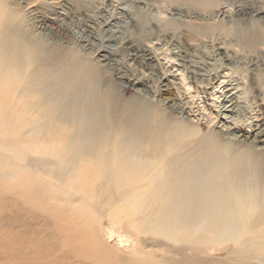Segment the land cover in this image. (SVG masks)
Returning <instances> with one entry per match:
<instances>
[{"label": "bare ground", "instance_id": "obj_1", "mask_svg": "<svg viewBox=\"0 0 264 264\" xmlns=\"http://www.w3.org/2000/svg\"><path fill=\"white\" fill-rule=\"evenodd\" d=\"M26 1L38 0H0V264H264V73L251 77L256 123L254 116L228 122L226 105H216L214 99L240 89L216 93L237 82L232 68L204 88L197 84L195 96L207 95L204 108L217 112L214 126L222 125L200 136L172 110L123 101L106 75L110 57L93 61L59 36L39 35ZM170 1L204 13L215 8L212 0ZM54 8L60 15L62 8ZM141 23L147 29V18ZM221 28L205 25L196 33L208 38ZM235 31L247 51L264 46V22ZM134 52L153 65L150 48ZM178 71L191 92L190 80L198 82L193 70ZM240 97L226 102L232 114Z\"/></svg>", "mask_w": 264, "mask_h": 264}, {"label": "rangeland", "instance_id": "obj_2", "mask_svg": "<svg viewBox=\"0 0 264 264\" xmlns=\"http://www.w3.org/2000/svg\"><path fill=\"white\" fill-rule=\"evenodd\" d=\"M46 1L47 0H38L36 2L34 1L25 2L26 9L24 10V12L26 13L27 17H29L28 18L29 24L33 25V28L38 32V34L42 32L41 34L48 36V38L49 37L56 38L57 36H59L57 37V40H59L62 44L64 43V45L68 46V48L74 50L78 55L83 56L87 59H90V60L93 59V61H98V58H100L104 54L109 56L110 61H108L109 63H106L107 65L105 66L106 72H107L106 75L108 78H110L112 81H114L117 84L118 93L120 95V98L121 99L123 98L122 99L123 101L138 102L144 106L160 108L164 110L165 112H170L172 110L174 111V112H171L173 114L172 117H174L175 121L180 122L185 119L186 120L188 119V121H190L194 127L198 128L200 136L206 135L210 132L217 133L219 128H222V125L220 124L214 126V124L217 122L216 120L217 112H212L204 108L205 104L203 100H205L204 99L205 97L207 98V95L203 96L201 94L200 96L202 97L200 98L202 99L200 100L199 97L195 96L196 95L195 88H197V84H198V87L200 86V88H204L206 86L205 84H208L212 82L213 79H215L214 77L217 76V73L221 74L224 71H226L225 69L229 67L228 69L232 68L230 72L233 73V75H235L234 77L236 79L234 78V80L237 82L236 83L233 82L232 86L228 87L225 91H223V89L221 91L220 89H217L216 93L218 92L217 93L219 94L218 97H220L224 95L225 93H227L228 90L234 88V86H237V84H238V87L240 86L239 87L240 89L232 90V92L230 91V93L225 94L221 98V100L219 99L218 102H217V99H214L213 97L212 98L216 101L217 107H219L220 105L221 107L226 105V108L223 111L228 109L226 111V114H228V117L233 118V119L232 118L228 119V122H231L232 120H234V122L232 121L231 123L241 124L251 119V117L253 118V116H254L253 118L254 123L258 121V118L255 116L256 112L259 110V109L258 110L255 109L257 108L256 103H254L255 106L252 107V105H254L252 101H255V100L253 99V90H252L253 87H251L252 86L251 77H256L260 73H264V69H263L264 63L262 59L264 58V46H259L258 48L253 49L254 51L253 50L247 51V49L242 47L243 44L240 38L237 36V33L235 30H238L240 32L249 31L250 29H253L257 25H261V23L264 22V0H212L215 3V8L209 13H204L199 10H193V9H190L182 5H175L171 3L170 0H85V1L84 0H63L65 1V3L62 0H53L50 2H46ZM44 4H47V5H44ZM54 7L62 8L60 15L57 9ZM143 17L147 18L148 20L149 24L147 26V29L144 28L141 23V20ZM172 24L174 27L168 26ZM158 25H160V27ZM205 25L211 26V28L213 29L222 27L221 28L222 33L220 31H218V33L214 31L213 34L208 35V38L207 36L199 37L200 35L198 36L196 31L198 28H200V26L202 27ZM158 27H159L160 32L157 30ZM161 27L163 29H161ZM236 27L237 29H235ZM151 28L152 29L154 28V30H156L157 32L154 33V30H152ZM142 31L145 32V34L142 33ZM150 31H152V34L154 35H152ZM147 32L148 33L150 32V33L147 34ZM232 33L234 34V36L232 35ZM228 35L233 36V37L230 38ZM158 38H160V40ZM198 38L200 39V42ZM235 38H238V39H235ZM156 40H158L157 41L158 43L160 42L159 44H161L162 47L156 42ZM193 41L196 44H193L194 43ZM189 42L190 43L192 42V43L190 44ZM148 43L151 45L150 47ZM189 44H190V47H189ZM197 44L198 46H201V47H198ZM216 45L219 47H217ZM126 46L128 47L126 48ZM130 46L131 48L133 47L134 51H141V50L150 48V51H152V54H153L152 56L155 55L154 59L156 62L154 61L153 63L154 66L151 65L148 67L142 63L141 59L137 60V57H135L134 55L135 52L132 50H128ZM225 46H226V49L224 48ZM227 46H230V47H227ZM152 47L155 50L157 49V52H158L157 55L155 54L157 52L153 50ZM177 47H179V49L181 50H179ZM175 50L177 52H175ZM122 51L125 54H123ZM164 51L165 53L166 52L169 53L173 51L171 53L175 52V54L169 53V55H167L164 53ZM224 51L225 53H223ZM234 53L235 55H233ZM164 54L167 55V57ZM188 54L189 56H187ZM261 55H262V58H261ZM176 56L179 59H177ZM228 56H231V58ZM174 57L176 58V61H174L175 60ZM237 57L241 59L242 61L241 60L237 61L238 59ZM182 58L184 61L182 60ZM168 59L171 61L169 62ZM189 59L193 61H190ZM251 59L253 60L252 63L254 65L251 64V61H252ZM254 61H257V63ZM259 63H262L263 66H261L262 64H259ZM223 64H224V67H223ZM255 64H258V66ZM182 65L184 66V69L186 71L192 72L193 70L192 73L195 75V76L193 75L194 76L193 78H195L198 81L196 83V82H192L193 80H190V85L191 86L194 85L193 87L194 89H192L191 92H188L185 85H183L182 81H180L183 78H181L182 73L179 72L178 69L179 68L182 69ZM192 65L195 67H193ZM220 65L222 66V68ZM141 66L144 68V70ZM216 66L217 68H215ZM234 66L236 67L234 68ZM218 67H220V71L217 70L219 69ZM253 67L256 71L252 69ZM239 68L240 70H238ZM141 71L143 72L141 73ZM252 71L255 74H253ZM243 73H245L246 75L244 74L245 75L244 76ZM120 75L123 78L122 77L119 78ZM123 75H126V76H123ZM188 75L189 73H186V76ZM141 76H144V77H141ZM151 76H153V78ZM174 76L176 77L175 78L176 80L172 78ZM191 76L192 75H189L188 77H191ZM177 78L178 79L180 78V80H178ZM165 80L170 82V87H165V83H164ZM121 82L123 83V85ZM134 82H140L141 85L133 86L132 84ZM179 82L182 85H179L180 84ZM201 82L204 84V86ZM142 83H143V86H142ZM211 87L212 86H209V93L213 92V90H211ZM179 88L181 89L179 90ZM139 90L141 91L139 92ZM179 92L181 93L182 96L179 95L180 94ZM244 95L247 96V99ZM180 96L184 98L182 99L180 98ZM230 97H233V98L240 97L239 102L241 105H239L236 108L233 114L229 111L231 110V108H227L230 106V103L228 105L226 104V102L230 100ZM242 98L243 100H241ZM213 99L212 101L209 102L210 105L211 104L213 105L212 103ZM170 101H173V105L169 104ZM198 102L199 104H197ZM245 102H247V104ZM169 105H172L173 109H170V108L168 109ZM200 106L203 107L204 109L201 108ZM175 109L177 110L178 113L176 112ZM215 110L218 111V108L214 107V111ZM199 112L201 113V116ZM250 112L252 114H250ZM196 116H198L199 118ZM254 148L255 149L258 148L256 149L257 151L261 149L260 146H255Z\"/></svg>", "mask_w": 264, "mask_h": 264}]
</instances>
